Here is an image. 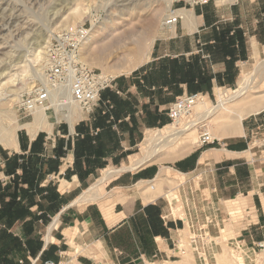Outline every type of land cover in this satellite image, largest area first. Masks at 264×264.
<instances>
[{"label":"crops","instance_id":"1","mask_svg":"<svg viewBox=\"0 0 264 264\" xmlns=\"http://www.w3.org/2000/svg\"><path fill=\"white\" fill-rule=\"evenodd\" d=\"M171 12L182 19L162 27L146 66L130 78H111L91 121L69 127L50 152L40 127L35 137L25 127V135H15L13 153L0 160L8 177L0 180V264H145L150 256L169 258L187 227L210 217L218 227L241 212V242L248 248L264 243V110L243 117L238 134L215 136L213 145H198L163 167L180 177L176 205L168 193L147 200L146 190L136 189L154 184L162 167L151 164L111 178L107 198L81 202L97 172L124 166L145 127L169 121L175 98L234 87L243 63L264 46V0L218 8L198 2ZM32 117L26 125L34 124ZM40 219L48 225L46 241L34 229Z\"/></svg>","mask_w":264,"mask_h":264},{"label":"rangeland","instance_id":"2","mask_svg":"<svg viewBox=\"0 0 264 264\" xmlns=\"http://www.w3.org/2000/svg\"><path fill=\"white\" fill-rule=\"evenodd\" d=\"M107 1L108 0H0V37L3 38H0V73L3 71L5 76L2 77L3 80H1L8 82L7 86L1 87L0 85V112H3L0 119V141L7 137L10 131H13V134L16 135L18 139L20 134H26V130L23 127L26 124L32 123V115L26 116L20 113L17 110V103L22 94L30 92L35 83L41 81L33 78L30 74L31 70L35 69L33 67L35 64H32L30 58L33 53L32 51L37 49L35 43H43L44 41L43 46L47 45V43L49 44L50 40L61 29L69 25L83 23L87 24V26L91 25L90 37L92 41L88 46L83 45L80 52L83 63L88 68L102 72V74L111 78L117 77L118 80L121 78H130L132 74L146 66L148 61L145 60V57L149 50V42L151 39L154 40V43L157 42L160 37L159 34L163 32L162 23L171 13L172 8L185 7L189 9L195 3L203 0H109V4ZM235 1L236 0H207V3L218 8L228 6ZM59 3L61 7H58ZM65 3L69 5L67 6ZM76 6L81 9L80 17L78 18L74 17V15H70L72 10L77 8ZM57 8L60 9L58 10ZM53 13L57 16L55 17ZM64 18L66 20L65 22L63 21ZM62 21L63 24L61 23ZM10 34L13 38H11ZM4 39L7 43H5ZM6 54H9L8 57L10 60H7L8 57H6ZM39 64V70L43 75L44 61H40ZM7 65L11 67H5ZM130 67H134V69L129 74L122 72ZM118 70H122L120 71L122 73L118 72ZM248 72V82L246 84L242 74H248ZM8 74L12 75L11 79L7 77ZM2 81L1 83L4 84L5 82ZM241 83L246 86L247 93L241 98L230 101L229 99L232 98L233 95L231 91H235L242 87ZM227 90L228 93H226ZM220 92L227 94L224 96H226L225 98L227 99L229 98L228 100L230 101L225 103L223 107H219ZM179 97L181 96L177 98ZM177 98H175L174 102ZM204 98L207 103L206 107L208 113L206 116L208 118L205 119V121L203 120L204 122L198 121V119L202 121L204 118V112L200 108V105L193 111L194 115L198 118L196 120L198 125L195 127L192 126L189 132H193L190 137L193 148L198 146L200 127L205 126L212 138H216L215 136H218V138L229 136L230 133L234 131V125L238 124L237 115L242 113L247 107L264 100V46L259 47L258 52L243 63L238 81L234 87L218 89L215 95L205 96ZM107 104L109 103H104V105ZM68 110L69 107L63 112L56 110L44 112L46 123H39L35 118L33 125L36 127L37 124L36 128L42 125V127L39 128L40 131L38 135L41 133L44 134L47 142V150L49 152L53 149V146H55L57 138L65 140L67 137L70 122L66 121L65 115L70 113ZM71 112V121H73V125H75L78 121H91L94 110L91 115L88 116L82 114L76 107H72ZM45 124L51 125L53 131L49 132L44 129L46 127ZM170 124V121H168L164 125L157 124L150 128L145 127L141 132V140L137 144V147L129 153L131 156L121 162L125 163L124 166L121 167V164L118 166L109 165L102 170L106 169L113 171L124 167H133V160L137 162H145L144 160L149 161L138 168L136 167L128 170V172L136 171L140 167L150 164L158 168L159 166L162 168L171 167L173 161L185 156L187 144H184V141L181 140L184 136L179 137V140L176 139L175 144L167 148L165 152L157 153L151 157L150 154H152L154 149H148L149 151L147 154H143L140 150L144 139L151 133V130H159L166 126H171ZM183 125H174L173 131L184 129L185 125ZM26 138L29 141L30 137L28 135ZM7 152L13 153V150L5 149L0 144V160L2 155H7ZM148 157L149 159H147ZM69 164L70 160L67 157L63 161V166L66 167L69 166ZM1 168L0 162V169ZM102 170L97 172L96 176L89 182L86 187L87 190L85 189V193L80 192L84 193L81 198V202H84L83 204L93 203L101 197L102 199H104V197L107 198L110 191L109 182L120 173L123 174L122 172L113 173L105 177L106 174ZM161 170L157 176L159 179L156 178L154 181V191H151L148 188L149 186L141 184L138 185L136 189L139 191L146 190V194H148L147 200H152L155 196L168 193V195L171 196L170 200H173L176 205V203L180 201L183 193L182 188L179 187L180 184L178 185L180 177L172 172L169 173L168 169H164V174L161 175ZM164 175L166 181H163ZM50 178L51 181H59L57 177L51 176ZM0 180L6 182L8 177L0 173ZM64 184V182H58L62 191L67 190ZM180 207L182 208V206ZM231 215V219L229 220L223 222L218 221V227L213 217H210L207 222L203 221L199 225L196 224L193 229L187 227L185 231L181 233L179 238L180 242L176 243L173 247L175 251L171 253L172 255H170L169 258L162 259L150 256V260L148 259L145 264H264V247H258L259 244H263L264 246V243H258L256 246L251 245V247L249 246L250 248H248L247 245L241 242L244 240L243 236L238 237V232H240L239 229L243 226V224L241 225L242 222H240L243 213L237 214L236 217L234 213H231ZM37 216L41 215L38 214ZM55 218L56 216H51L48 219V225H50ZM218 220L220 219L218 218ZM48 225H44L43 220H38L34 224L36 236L46 241V229ZM191 238L196 239L195 244L190 243Z\"/></svg>","mask_w":264,"mask_h":264},{"label":"built area","instance_id":"3","mask_svg":"<svg viewBox=\"0 0 264 264\" xmlns=\"http://www.w3.org/2000/svg\"><path fill=\"white\" fill-rule=\"evenodd\" d=\"M206 3L207 0L199 1ZM182 16L171 12L163 21L164 28H172ZM91 25L75 24L61 29L49 42L44 58V79L35 83L30 92L22 94L17 103V110L31 116L37 110L49 112L60 108L64 111L70 106L76 107L82 114L91 115L100 103L101 93L110 87L111 77H105L102 72L88 68L80 60L82 45L88 40ZM201 94L183 95L170 104L167 117L170 125L179 126L191 121L195 126L198 122L191 116L193 108L202 102ZM198 145L200 147L213 145L212 138L205 126L200 127ZM148 188L153 190V184ZM196 239L191 238L190 243L195 244ZM263 248V244H259ZM45 264H61L51 261Z\"/></svg>","mask_w":264,"mask_h":264},{"label":"bare ground","instance_id":"4","mask_svg":"<svg viewBox=\"0 0 264 264\" xmlns=\"http://www.w3.org/2000/svg\"><path fill=\"white\" fill-rule=\"evenodd\" d=\"M111 1V0H110ZM63 2V1H62ZM109 2V0L107 1V3ZM106 3V4H107ZM66 4V3H65ZM109 4V3H108ZM67 5V4H66ZM69 5V4H68ZM67 5V6H68ZM78 6V5H77ZM76 6V7H77ZM106 6V5H105ZM55 7V6H54ZM57 7V6H56ZM58 7H61V5H60V3H59V6ZM106 7H108V6H106ZM66 8V7H65ZM105 8V7H104ZM54 9V8H53ZM52 9V10H53ZM58 10L60 9V8H57ZM67 9V8H66ZM51 10V11H52ZM56 10V9H55ZM54 10V11H55ZM64 10V9H63ZM126 10V9H125ZM56 12V11H55ZM54 12V13H55ZM53 13V15L55 16V14ZM80 13H81V9H80V7H77V8H74L73 10H72V12L70 13V15H74V17H80ZM57 14V13H56ZM57 16V15H56ZM55 16V17H56ZM186 16H187V14H186ZM66 18V17H65ZM65 18H64V22L66 21L65 20ZM77 20H79V19H77ZM63 21L61 22L62 24H63ZM7 24V23H6ZM67 24V23H66ZM12 25V24H11ZM65 25V24H64ZM6 27H7V25H6ZM10 31V30H9ZM51 31V30H50ZM48 32H49V30H48ZM41 34V33H40ZM10 36H11V34H10ZM1 38V37H0ZM8 38V37H7ZM11 38H13V36H11ZM41 38V37H40ZM50 38V37H49ZM1 39H3V38H1ZM92 38L89 36V38H88V40L83 44L84 46H88L89 45V43L92 41L91 40ZM36 40V39H35ZM4 41H5V39H4ZM5 43H7V41H5ZM45 43H47V42H45ZM150 44H149V49H150V47H151V45H152V43H153V39H151V41L149 42ZM44 45V41H43V43L42 42H40V43H35V46H36V48L37 49H35V51H32L33 53L31 54V62H32V64L34 65L33 67L35 68H33L34 70H31V72H30V74L32 75V77L33 78H36V79H39V80H43L44 79V75H42L41 74V72H40V61H44V58H45V53H46V48L48 47V43H47V45H45V46H43ZM83 45H82V47H83ZM82 47H81V49H82ZM2 48V47H1ZM8 48V47H7ZM44 50H45V52H44ZM80 52H81V50H80ZM7 55V54H6ZM9 55V54H8ZM8 55L6 56V57H8ZM25 57V56H24ZM134 58V57H133ZM7 59V58H6ZM5 59V60H6ZM4 60V59H3ZM7 60H10V58L8 57V59ZM80 60L82 61V59H81V55H80ZM1 62V61H0ZM4 62V61H3ZM9 62V61H8ZM7 62V63H8ZM12 62H13V60H12ZM11 62V63H12ZM83 62V61H82ZM25 66V65H24ZM29 66V65H28ZM5 67H9V65H7V66H5ZM11 67V66H10ZM9 67V68H10ZM30 68V67H29ZM118 68V67H117ZM25 69V68H24ZM42 69V68H41ZM134 69V67H130L129 69H127V70H118V72H120V71H122L123 73H130L132 70ZM8 72V71H7ZM122 72H120V73H122ZM247 72V71H246ZM2 73V74H1ZM1 73H0V83H1V81L3 80L2 79V77H5L4 76V74H3V71H1ZM6 73V72H5ZM26 73H28V72H26ZM105 77H108V78H110L109 76H107V75H105V74H103ZM248 75H249V72H248V74H242V76L244 77V79H245V83L247 84V82H248ZM10 76V77H9ZM7 77L8 78H10L11 79V77H12V75H7ZM17 78V77H16ZM2 79V80H1ZM2 82H5V81H2ZM7 84H8V82H5L4 84H0L1 85V87H4V86H7ZM242 84V83H241ZM220 91V90H219ZM226 93H228V90H227V92ZM231 93L233 94L232 95V98H228L230 101L231 100H236V99H238V98H241V97H243L246 93H247V88H246V86L245 85H243L242 84V87H240L239 89H237V90H235V91H231ZM220 95V96H219ZM219 107H223V105L225 104V103H227V102H230L227 98H225L226 96H224V95H227V94H224V92H220L219 93ZM205 97V96H204ZM224 98V99H223ZM206 101H205V98H203L202 99V102H199L194 108H193V111L195 110V108L196 107H198L199 105L201 106L200 108L202 109V111L204 112V114H203V119H202V121L200 120V119H198L197 117H196V115H194V113H193V111H192V113H191V116L190 117H188V118H195L196 120L198 119V121H200V122H204L205 121V119H207L208 117L206 116V114L208 113V110H207V107H206ZM72 107H74V106H70L69 107V110H68V112H70V113H68L67 115H65V119H66V121H68V122H70L69 123V125H70V127H72V125H73V121H71L72 119H71V115H72V112H71V108ZM200 109V110H201ZM55 110L56 111H60V110H62V109H60V108H55ZM264 110V100H261V101H259L258 103H256V104H254V105H252V106H249V107H247L242 113H239L238 115H237V119H238V124H236V125H234V128H233V130L234 131H232L231 133H230V135H236V134H238L239 132H240V122H241V120L243 119V117L244 116H246V115H249V114H258V113H260L261 111H263ZM3 113V112H2ZM2 113L0 112V119H1V115H2ZM34 118H36L37 119V121L39 122V123H42V122H45L46 123V117H45V114H44V111L43 110H37L35 113H34ZM204 120V121H203ZM36 121V122H37ZM44 124V123H43ZM41 125V124H40ZM184 125H185V127H184V129H181V130H178V131H173L174 129H173V126L171 125V126H166V127H164V128H162V129H159V130H151L150 132V134H148V136L144 139V142H143V144L141 145V152L143 153V154H147L148 153V151L152 148V149H154L153 151H152V154H150V157L151 156H154L155 154H157V153H161V152H165V150L167 149V148H169V147H171V146H173V144H175V142H176V139H178L179 140V137H181V136H184V138H181V140H183L184 141V144H187L186 145V152H185V155H187L191 150H192V146H193V143L190 141V137L192 136V133L193 132H191V133H189L190 131H191V128H192V126L194 127V125H193V123L191 122V121H188V122H186V123H184ZM183 125V126H184ZM42 126V125H41ZM40 126V127H41ZM182 126V127H183ZM25 128H27V130H28V133L31 135V136H34V134L36 133V127H37V124H36V127L34 126V125H26V126H24ZM38 130V129H37ZM1 133V132H0ZM28 134V135H29ZM6 136V135H5ZM30 136V137H31ZM35 137V136H34ZM14 143H15V135L13 134V131H10L9 133H8V136L7 137H5L4 139H2V141H0V144L3 146V147H5V148H7V149H10V148H12L13 146H14ZM253 146V145H252ZM149 149V150H148ZM147 159H149V157L147 158ZM145 162H143V161H135V160H133L132 162H134L133 163V167H124V168H121V169H119V170H113V171H109V170H105L104 171V173L106 174L105 175V177H107V176H110V175H112L113 173H120V172H123V171H128V170H130V169H134V168H138L139 166H142V165H144V164H146L149 160H144ZM164 174V168H162V170H161V175H163ZM157 179H159V177L157 178ZM163 181H166V178H165V175H164V179H163ZM154 189V188H153ZM155 190V189H154Z\"/></svg>","mask_w":264,"mask_h":264},{"label":"trees","instance_id":"5","mask_svg":"<svg viewBox=\"0 0 264 264\" xmlns=\"http://www.w3.org/2000/svg\"><path fill=\"white\" fill-rule=\"evenodd\" d=\"M38 141V138L36 139V141L33 143V145ZM68 145V144H67Z\"/></svg>","mask_w":264,"mask_h":264}]
</instances>
